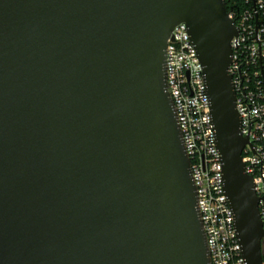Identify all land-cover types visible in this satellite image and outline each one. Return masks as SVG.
Returning <instances> with one entry per match:
<instances>
[{"label": "water", "instance_id": "water-1", "mask_svg": "<svg viewBox=\"0 0 264 264\" xmlns=\"http://www.w3.org/2000/svg\"><path fill=\"white\" fill-rule=\"evenodd\" d=\"M185 23L246 264L264 230L225 0H0V264H209L165 50Z\"/></svg>", "mask_w": 264, "mask_h": 264}, {"label": "built area", "instance_id": "built-area-1", "mask_svg": "<svg viewBox=\"0 0 264 264\" xmlns=\"http://www.w3.org/2000/svg\"><path fill=\"white\" fill-rule=\"evenodd\" d=\"M238 33L231 41L227 72L235 90L240 133L248 142L242 153L253 178L264 230V0H225ZM166 90L172 101L196 191L197 209L209 264H246L224 190L210 99L202 65L185 23L177 24L165 50ZM264 264V237L261 240Z\"/></svg>", "mask_w": 264, "mask_h": 264}, {"label": "trees", "instance_id": "trees-1", "mask_svg": "<svg viewBox=\"0 0 264 264\" xmlns=\"http://www.w3.org/2000/svg\"><path fill=\"white\" fill-rule=\"evenodd\" d=\"M226 7H228V4H226Z\"/></svg>", "mask_w": 264, "mask_h": 264}]
</instances>
